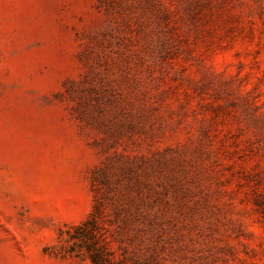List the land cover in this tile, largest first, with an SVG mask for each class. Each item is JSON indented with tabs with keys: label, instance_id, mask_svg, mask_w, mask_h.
<instances>
[{
	"label": "rangeland",
	"instance_id": "374dc122",
	"mask_svg": "<svg viewBox=\"0 0 264 264\" xmlns=\"http://www.w3.org/2000/svg\"><path fill=\"white\" fill-rule=\"evenodd\" d=\"M94 205L119 264H264V0H0V264Z\"/></svg>",
	"mask_w": 264,
	"mask_h": 264
},
{
	"label": "trees",
	"instance_id": "16d2710c",
	"mask_svg": "<svg viewBox=\"0 0 264 264\" xmlns=\"http://www.w3.org/2000/svg\"><path fill=\"white\" fill-rule=\"evenodd\" d=\"M107 232L109 228L102 224L99 205H94L83 222L59 231L54 253L75 256L82 263L119 264L122 260L115 257L111 248L113 239L108 238Z\"/></svg>",
	"mask_w": 264,
	"mask_h": 264
}]
</instances>
